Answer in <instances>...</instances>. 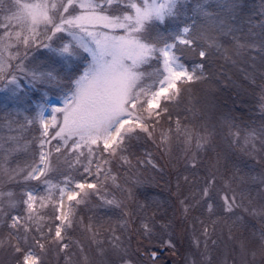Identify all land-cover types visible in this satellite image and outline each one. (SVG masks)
<instances>
[{
  "label": "snow or ice",
  "instance_id": "1",
  "mask_svg": "<svg viewBox=\"0 0 264 264\" xmlns=\"http://www.w3.org/2000/svg\"><path fill=\"white\" fill-rule=\"evenodd\" d=\"M184 7V0H9L7 9L0 8L5 14L0 20V84L7 89V103L12 108L31 103L21 86L20 75L33 87L61 88L67 80L62 104L51 107L50 118L45 117L47 109L42 104L38 114L25 121L28 125L37 122L40 125L38 161L11 171L0 163V184L5 177L11 181L22 174L25 182L38 181L56 189L55 196L50 190L40 195L26 189L19 197L0 190V223L8 229L6 247L13 255L14 264H44V255L53 249L68 255V230L73 227L75 208L91 196H99L107 205L121 207V202L104 195L109 180L121 187L116 184L109 165L115 159L123 161L129 169L141 164L157 168L149 158L150 153L138 158L135 165L125 153L132 155L133 143L141 138L156 143L155 133L161 121L169 122L167 132L161 131L158 138V147L165 152L170 151L173 139L182 140L188 146L194 142L197 150L211 147L213 130L205 127L201 134L182 126L179 118L174 121L175 128L171 126L170 104L178 105L184 92L205 80L214 55L229 59L214 33L227 36L234 34L235 29L225 19L213 17L199 0L194 11L196 16L208 21V27L198 26L195 17L181 19ZM236 7V0H224L223 8L234 10ZM168 20L175 22V30L161 31L160 26ZM258 39L260 50L264 51V35ZM40 47L49 50L51 65L59 64L60 69L30 67L29 52ZM236 47L254 48L256 42L237 43ZM153 62L154 71L140 70ZM68 69L72 70L71 74ZM76 72L80 74L75 76ZM260 102L264 110V88ZM229 134L233 143L238 144L239 132ZM257 135L253 130L245 137L249 154L256 151ZM259 136L264 137V129ZM53 140L58 143L53 149L45 150ZM260 144L264 147V138ZM53 150L65 157L69 168L77 165L83 168L80 179L65 175L62 183L52 185L51 173L57 171L52 162ZM186 163L193 169L198 167L195 156ZM216 163L219 164V156ZM88 176L93 178L92 182ZM183 179L192 182L188 176ZM236 179L233 175L225 181L227 192L221 197V211L235 216L237 209H243L264 217V205L258 209L245 207V191L232 187ZM137 183H142L139 177ZM215 183L216 176L210 173L200 189L199 200L194 204L186 203L187 197L181 200L185 212L202 201L208 213L216 215ZM18 204L25 206V215L11 214ZM48 207L52 208L53 215L48 217L51 222L45 224L41 209ZM198 222L203 241L197 239L194 243L199 248L202 242L207 253L210 244L217 243L212 238L217 221H212L211 231L204 221ZM153 228L150 218L142 224L146 236L151 235ZM87 230L95 238L97 233L91 224ZM112 233L113 246L119 250L120 237L114 229ZM229 239H233L231 227ZM4 244L0 239V246ZM238 248L240 264H257V257L264 264V230L253 241L240 240ZM121 260L123 264H130L124 256ZM205 264H211L210 258H206Z\"/></svg>",
  "mask_w": 264,
  "mask_h": 264
},
{
  "label": "trees",
  "instance_id": "2",
  "mask_svg": "<svg viewBox=\"0 0 264 264\" xmlns=\"http://www.w3.org/2000/svg\"><path fill=\"white\" fill-rule=\"evenodd\" d=\"M223 3L224 0H218L211 4L209 3L207 7L213 17L219 16L225 19L235 29L234 34L227 36L214 33L222 45V51L227 50L226 55L229 59L226 60L220 54L214 55L210 60V71L206 74L205 80L193 84L188 91L184 92L178 105L175 102L170 104V111L173 114L171 126L175 128L174 121L179 118L182 126L189 128L197 125L198 127L196 128L198 129L209 128L204 120V116L209 111V108L213 112H216L219 108H225L230 112V115L232 114L231 118L227 119L225 124H219L216 118L213 120L210 118L211 128L209 129L214 132L212 145L209 148H203L198 151V160L196 159L198 167L195 169L186 163L191 158H185L184 155H181L180 149L182 143H179L181 142L180 140L173 139L170 146L171 154L169 151L165 153L164 150L158 147L160 130L167 132L169 122L161 121V125L155 133L157 137L156 143L146 138H141L138 142H134L133 147L130 149L132 155L125 153L128 159L133 161V164H136L138 158L142 159L146 154L150 153L151 156L149 158L152 159L155 156L156 158H153V161L158 165L155 169L151 165H140L146 169L141 171H145V175L141 173V176L146 177V171H148L150 172V178H147V180L141 179L142 183L137 186L136 190L138 189L140 195L142 194L139 198L141 204L148 203V205L140 207L136 203L123 200L121 207H116L115 205L105 204L102 199L98 203L94 198L80 204L75 208L73 227L68 230L70 240V248L66 250L68 255L72 253L74 246L78 245V236L83 237L81 233L87 231L86 227L89 224L98 226L101 232L106 234L103 240L98 239V241H101L96 244L98 250H100L99 247L101 245L114 248L111 244L112 240H110L112 230L114 229L116 230L115 235H118L117 230L120 231L125 242L130 246L132 245L131 234L133 232L137 234L138 232L137 235L144 236V240L148 242L147 248L152 251L157 252L156 250L160 248L161 252H166L177 248L186 257L195 254L197 260L198 257L203 258L202 250L204 248L203 243L199 248L194 243V240H196V237L193 235L194 232L200 229L201 233L199 220L204 221L210 231L212 230V221H217L215 234H218V229H220L219 224H222V232L226 236L228 235L227 227L229 222L235 225L242 224L248 229L252 225L253 220L248 217L246 218L247 221L238 219L246 217L242 214L246 212L243 209H237L235 216L223 213L219 208V205L222 204L220 198L222 191L227 189L225 181L231 177L229 168L234 166L235 170L242 173L238 182L239 185L237 184V189L247 191V202L258 203L255 200V194L263 190L261 176L264 177V162L261 160V157L253 155H249L248 157L246 154H243L238 161L236 160V153H233L229 157L228 147L225 146V143H221V140L223 139L228 143L229 140L228 137L225 138V134L230 136L229 133L234 128H243L245 125L254 129L258 134L256 143L264 138L259 136L260 131L264 129V110H260V92L264 87V51L260 50L258 39L261 35H264V28L261 27L264 24V0H236L237 7L234 10L223 8ZM190 14L191 16L186 18L195 17L198 26H209L208 21L202 16H196L194 11L190 12ZM189 23H191L190 19ZM168 26L170 25L168 24ZM250 41H255L256 47L237 49V43ZM193 59L198 60V58ZM190 101H192V105L188 104ZM190 110L193 112V115ZM232 122L234 124L230 127ZM57 143L52 142L50 146L46 145V148L50 147L48 149H53ZM33 144L34 150L36 148L37 151L39 147L38 142ZM159 153L163 154L162 160H159L157 157ZM58 156L59 173L52 176V185L61 183L60 181L64 180L65 175H69L74 179H80L83 168L79 165L69 168L65 162V157L60 156L53 150L52 160ZM218 156L219 158L223 157V160H229L228 164L220 163L218 171L221 176L216 174L217 168H215ZM69 157H71V154H69ZM18 160L15 159L14 164H18ZM109 168L112 175L113 171H115L119 177L125 176L131 170L123 161L115 159L111 161ZM210 173L216 176L213 190L216 215H210L207 211V206L202 201L200 205L190 208L189 211L185 212L184 206L181 205L180 201L184 200L185 197L188 198L186 203L194 204L196 200H199L200 189L204 186ZM256 174L259 176V180L254 179ZM84 175L86 176L87 174ZM184 176H188L192 182H185ZM87 178L90 182L93 181L92 177L88 176ZM36 183L41 188L38 190L40 195H45L50 190L55 196V187H48L38 181ZM105 189L104 194L109 198L123 194L121 187L113 185L111 180L106 182ZM51 209V207L41 209V212L45 214V219L42 223L47 224L51 222L48 219L51 216ZM125 212L129 213L130 216L124 215ZM149 218L154 228L151 235L146 236L142 230V224L147 222ZM179 223L184 227L187 225L190 235V238L187 239H191V244L186 241V238L183 239L180 234H175L174 225H178ZM221 239L223 243L226 242L225 237ZM211 247L213 246L210 244L209 248ZM162 248L165 250L162 251ZM223 248H225V245L219 244L216 247L214 255L221 252ZM53 251L59 252V254L65 253L55 249ZM48 253L50 254V251ZM69 263L70 257L69 261H63V264Z\"/></svg>",
  "mask_w": 264,
  "mask_h": 264
},
{
  "label": "rangeland",
  "instance_id": "3",
  "mask_svg": "<svg viewBox=\"0 0 264 264\" xmlns=\"http://www.w3.org/2000/svg\"><path fill=\"white\" fill-rule=\"evenodd\" d=\"M218 0H199V2L204 3L206 8L208 9V4L213 3ZM185 7H184V13L181 16V19H185L186 17L191 16L190 12L194 11L197 5L198 0H184ZM9 7V0H0V8L7 9ZM190 9V10H188ZM188 12V14H187ZM195 12V11H194ZM208 12L210 10L208 9ZM119 14V13H117ZM4 12H0V20L4 19ZM168 24L170 26H168ZM176 24L172 20L166 21L164 25L160 26V30L164 31L165 28L169 32L175 30ZM87 55V54H84ZM49 56H51V53L46 48H33L29 52L28 61H31L30 67L40 66L41 68H47L49 66L56 67L57 69H60V65H51V61L48 59ZM26 61V63L28 62ZM156 67L155 62H153L151 65H144L141 67V71H144L146 73H150L154 71ZM68 74L72 73L71 69H68ZM62 74H64V70H61ZM80 73L76 72L75 76H78ZM20 80L22 83V88L25 91L28 99L31 101L30 104L23 105L19 108H12L10 104L6 101L7 96V89L0 84V163L3 164V167L7 169L8 171H11L13 169H20L25 168L28 164L33 163L34 161H38L39 158V147L34 150L33 143L38 142V139L40 137V125L37 122L36 124L28 125L25 123L26 119H31L32 117L36 116L39 111V106L44 105V107L47 109L45 111V117L50 118V112L51 107L53 105L55 106H61L62 104V97L63 94L67 91V80H65L64 85L61 88H56L52 86H37L33 87L28 79L24 78L23 75H20ZM264 88V87H263ZM261 95V92H260ZM45 101L48 103L45 104ZM192 105V101L188 103ZM28 109L25 111V109ZM219 110V112H218ZM216 112H213L211 108H209V111L204 116V120L207 123L208 127L211 128L210 124V118L213 120L214 118L217 119L218 123H224L229 118H231L230 112L226 110L225 108H219ZM260 110H262V107L260 105ZM191 111V110H190ZM218 112V113H217ZM192 115L193 112L191 111ZM198 113V112H197ZM234 123L232 122L230 125L232 126ZM195 127H189L190 130H194L196 132H199L203 134L204 129L196 128L197 125H194ZM238 127V126H237ZM161 129V128H159ZM163 129V128H162ZM254 129L250 128L249 126L245 125L243 128H234L232 132H239V143L235 144L233 143V137L230 135L228 136L225 134V138L228 137L229 142H225V140H221V143H225V146H227L229 151V157L233 153H236V160L238 161L240 157L243 154H246L248 157L249 155L253 156H259L261 157V160L264 162V147L261 146L260 141L256 143V151L249 154L246 149L248 148V144L245 142V137L249 135ZM54 131V130H50ZM161 132V130H160ZM176 140V139H174ZM180 144L182 143L181 147V155L185 158H192L195 156V158L198 160V151L195 147V143L193 142L190 146L185 145L182 140H180ZM57 143L58 141H51V143ZM159 143V142H158ZM251 143V141H249ZM172 144V143H171ZM50 146V145H48ZM171 146V145H170ZM173 146V145H172ZM37 147V146H36ZM50 148V147H48ZM45 146V150H49ZM203 149V148H202ZM166 153V152H165ZM164 153V154H165ZM171 154V151H169ZM60 155V154H59ZM154 156V155H153ZM166 156V154H165ZM145 157V156H144ZM158 159H163V154L159 153L157 155ZM153 158H156L155 156ZM152 158V159H153ZM18 160V164H14V161ZM219 164H215V168H217L216 174L221 176L218 169L220 167V163L228 164L229 160H223V157L219 158ZM155 160V159H154ZM261 161V162H262ZM54 167L57 169V171H54L51 173V176L57 175L59 173V161L57 158L52 160ZM133 162V161H132ZM159 162V161H158ZM262 162V163H263ZM135 165V164H133ZM143 170H146L142 168L140 165L136 168H132L129 173H126L125 176L119 177L115 171H113V176L116 175V183L121 186V189L123 191L122 195H115L114 197L108 199H115L117 202H121L123 200H126L128 202L136 203V205L142 207L144 205H148V203H145L144 205L141 204V201H139V198L141 197L139 190L137 186L140 185V183H137V177L139 179H146L150 178L149 174L150 172L146 171V177H142L141 173H144L145 171L141 172ZM214 170V168H213ZM221 172V171H220ZM229 172H231V177L234 175L237 177L236 181L232 183V187L236 188L238 187V182L242 176V173L238 170L234 169V166L229 168ZM263 177V176H261ZM128 179V181H127ZM255 180H259V176L256 174L254 176ZM63 181V180H62ZM62 181H60L62 183ZM42 184V183H41ZM238 184V185H237ZM262 186V191H258L255 194V200L258 201L251 203L247 202L245 199L244 204L245 207L249 208H260L262 205H264V185ZM49 187V186H48ZM26 189L28 190H35L36 193H38V190H40V186L36 181H28L25 182L22 178V174L17 177L15 180L9 181L7 177L4 178L2 184H0V190L4 191L5 193L11 192L15 196L19 197L23 191ZM129 191L131 192V195H129ZM237 191H240L237 189ZM247 197V191L244 190ZM56 191H54L55 193ZM227 192V189H224L222 191V195H225ZM221 193V192H220ZM39 194V193H38ZM94 198L96 202L99 203L101 198L99 196L93 195L88 200H91ZM221 203H223L222 199L220 198ZM67 203V202H66ZM12 215H25V206L22 204H18L16 208L13 209ZM245 215V218H238L242 221L246 220L248 217L249 219H252L253 222L251 223L249 229L247 227H244L242 224H232L229 222V225L227 227L228 235L226 236L225 233L222 231V224H219L220 229H218V234L213 233L212 238L217 241L216 245L209 248L208 252L205 253L204 248L202 250V256L198 257V260L195 257V254L189 255L188 257L185 256V254H182L178 251L177 248L170 249L166 252H161L160 248L156 250L159 254L157 257H153L151 252L152 250L147 248V240H144V236L137 235L136 232H133L131 234L132 238V245H128L127 242H125L124 237H122V234L120 231L117 230V233L120 237V244L121 248L117 250L113 247H105L101 245L97 249V242L98 239L103 240L105 237L104 233L101 232V230L98 228V226H92L93 230L97 233L95 238H93L92 232H89L88 230L85 233H81L83 237L78 236V245H75L72 253L70 255H66L65 253L59 254V252H54L53 250L49 253H46L44 255V261L45 264H63V261L66 262V260L69 261L70 257V263L69 264H123L121 260V256H124L125 259L130 261V264H205L206 258H210L211 264H224L225 261H227V264H233V260L236 261V264H240V255H239V248H238V242L240 240H248L253 241L256 237L259 236V233L261 230H264V217H261L260 215H252L249 212L242 213ZM50 215H53V210L51 209ZM130 216V215H129ZM128 218L130 219V217ZM254 216V217H252ZM127 218V219H128ZM247 221V220H246ZM58 223V222H57ZM217 225H215L216 227ZM246 226V225H245ZM229 227L232 229V235L233 239H229ZM88 227H86L87 229ZM175 228V234H180L182 238H186V241L191 244V239L189 235V229L187 225L184 227L183 225H174ZM241 230V231H240ZM116 231V230H115ZM7 233L8 229L3 226L2 223H0V239H3L5 241V244L0 246V264H14L13 255L6 247L7 244ZM108 235V234H107ZM113 235V233H112ZM197 239H200L203 241V237L200 235V229L196 230L193 234ZM136 237V238H135ZM225 237V241L223 243L222 239ZM111 244L113 245V239ZM194 240V242L196 241ZM202 244V242H201ZM225 245V248L221 250L218 254L214 255V252L216 250V247L218 245ZM134 247V249H133ZM155 252V251H154ZM62 262V263H61ZM257 264H261L260 258L257 257Z\"/></svg>",
  "mask_w": 264,
  "mask_h": 264
},
{
  "label": "water",
  "instance_id": "4",
  "mask_svg": "<svg viewBox=\"0 0 264 264\" xmlns=\"http://www.w3.org/2000/svg\"><path fill=\"white\" fill-rule=\"evenodd\" d=\"M164 250H165V249H164V248H162V251H164ZM153 253H155V254H156L155 256H153V255H152L154 258H155V257H157V255L159 254L158 252H154V251H153V252H151V254H153Z\"/></svg>",
  "mask_w": 264,
  "mask_h": 264
}]
</instances>
